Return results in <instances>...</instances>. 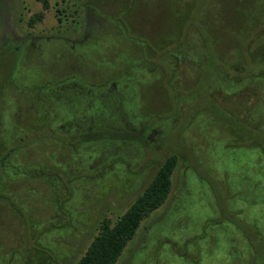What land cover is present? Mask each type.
Here are the masks:
<instances>
[{
	"label": "rangeland",
	"instance_id": "1",
	"mask_svg": "<svg viewBox=\"0 0 264 264\" xmlns=\"http://www.w3.org/2000/svg\"><path fill=\"white\" fill-rule=\"evenodd\" d=\"M49 2L45 10L35 0H0V39L14 27L19 37L56 35L67 46L63 51L51 39L29 52L19 80L29 77L38 86L40 78L73 73L99 82L118 75L124 58L147 66L153 59L156 70L137 83V115L130 118L125 95L112 84L98 94L95 119L99 128L147 129L137 141L71 146L42 138L45 102L32 90L19 98L24 113L17 133L28 136L18 143L15 96L11 87L2 88L11 74L8 55H0V264H75L101 220L120 217L173 151L180 159L169 196L142 220L115 264H264V252H255L264 249V151L245 137L264 146V132L249 133L242 125L264 126L261 80L253 79L264 68V49L257 51L264 45V0ZM40 12L29 27V15ZM136 35L152 46L142 47ZM174 36L171 49H161L160 41ZM237 64L241 72L233 69ZM205 80L208 96L227 113L222 120L237 119L240 127L230 126L239 133L223 129L207 110L194 114L198 97L189 89ZM50 95L55 130L67 131L65 110L77 105ZM214 111L221 119L219 107ZM235 220L249 226L253 245Z\"/></svg>",
	"mask_w": 264,
	"mask_h": 264
},
{
	"label": "trees",
	"instance_id": "2",
	"mask_svg": "<svg viewBox=\"0 0 264 264\" xmlns=\"http://www.w3.org/2000/svg\"><path fill=\"white\" fill-rule=\"evenodd\" d=\"M39 2L42 5L43 9H48L50 6L49 0H35ZM35 17L37 19H41L42 13L37 14V16H34L32 21H35ZM263 18V16H262ZM260 22V20H259ZM258 22V24H259ZM191 24V23H189ZM197 26V25H195ZM186 28V27H185ZM198 28V27H197ZM199 29V28H198ZM201 32V28L199 29ZM208 37V35H207ZM135 38H139L136 41H139L142 44V47H145V44L147 46H152L150 43L141 41L140 36H135ZM179 37L175 38V36L169 40L168 42L160 41L159 44H161V49L166 47V49L169 51L171 48L168 46V44H171L172 41L175 39L177 40ZM264 43V42H263ZM182 45V44H180ZM263 45V44H262ZM146 46V47H147ZM155 47V46H154ZM152 52H157L156 47ZM149 48V47H148ZM179 48V47H177ZM207 48L209 50V45H207ZM160 49V50H161ZM264 49V45L262 48H259L257 51L260 52ZM263 53V54H262ZM260 53L259 59L261 63V57H264V52ZM158 55V53H156ZM253 59V58H252ZM250 59V60H252ZM255 59V57H254ZM253 59V60H254ZM201 60L204 61V66L206 67L207 61L209 60L208 53L205 55V57H201ZM252 62V61H251ZM150 63V62H149ZM249 63V62H248ZM150 64L145 66V69L148 70L150 67ZM264 66V64H263ZM216 67V66H215ZM217 68V67H216ZM262 68V67H261ZM144 67H141L136 64H131L130 68L126 70V72H122L121 75H119L116 78H122L123 83L121 84V88L125 91L126 89H130L133 93L136 92V84L139 83V81L142 79L143 71L145 70ZM218 69V68H217ZM233 69L236 72H241L240 65H235ZM246 66L243 68V73L246 72ZM260 69H258L259 71ZM114 78V79H116ZM254 78H259L261 80V89L263 91L264 96V68L257 72L255 74ZM200 79V78H199ZM198 79V80H199ZM197 80V81H198ZM237 80H240V77H238ZM207 80H205L202 87L196 89L194 88L195 85L189 89V95L192 93L196 94L198 97V100L194 104L195 112H199L200 110H207L212 115H214L217 119L222 120L224 118V114L226 113L218 104L217 102L208 96V92L205 90V83ZM239 82H237L238 84ZM103 85H106L103 84ZM131 94V93H130ZM128 92V96L130 95ZM130 97H132L130 95ZM203 99L206 100V103H204ZM208 102V103H207ZM127 112L131 116H136L137 113H135V109L133 107V104L130 102L129 104H126ZM220 109V115H216V111H214L216 108ZM191 108V107H190ZM189 108V109H190ZM227 114V113H226ZM234 119V118H233ZM237 120V119H236ZM236 120L229 119V116L225 117V121L223 122V129L230 133H236L238 128H233L230 126L233 124V126L240 127V123ZM237 124V125H236ZM243 128L247 127L246 130L249 133H254L255 131L264 132V126L259 127V130L252 129L248 125L242 122ZM136 131H120V130H113L109 128H102L100 131L96 132L95 135L87 138L83 137L82 143L87 142H96L104 139H118V140H127V141H137L139 139L138 133L143 135V132L146 127L140 126V128H136ZM239 131V130H238ZM245 131V132H246ZM239 133V132H237ZM246 134V133H245ZM252 136V135H251ZM247 140L249 141V145H257L264 151V146L262 145L260 140H251L250 141V135L246 134L245 136ZM63 144L67 145H73L75 144L71 140H59ZM180 155L176 153V151H173L169 155H167L163 161L158 166L157 170L155 171L152 179L149 181V183L144 187L142 193L134 200V202L128 207V209L120 216L118 217L114 222H111L108 218H103L99 224L98 232L94 235V237L89 242L84 254L77 260L75 264H115L120 255L122 254L123 250L125 249L127 243L134 237L136 234L137 229L139 228L141 222L143 219L148 217L153 211L157 210L160 206L164 204L167 197L169 196V193L171 192L172 188V175L173 172L176 169V166L179 162ZM1 166V163H0ZM235 226L241 228L247 235L249 234L250 228L245 223L241 222L240 220H235ZM250 241V239H249ZM251 242V241H250ZM252 244V242H251ZM253 245V244H252ZM258 247V245H257ZM261 247V246H260ZM258 248L259 250L255 252L260 253L264 252V249ZM260 255V254H259ZM261 256H264L261 255Z\"/></svg>",
	"mask_w": 264,
	"mask_h": 264
},
{
	"label": "flooded vegetation",
	"instance_id": "3",
	"mask_svg": "<svg viewBox=\"0 0 264 264\" xmlns=\"http://www.w3.org/2000/svg\"><path fill=\"white\" fill-rule=\"evenodd\" d=\"M12 4H14V2ZM9 5L11 6V4ZM1 16L2 14L0 11V17ZM34 16L37 15L35 14L29 15V19L27 23L28 26L31 28L34 27L35 25V23L32 21ZM13 30L14 27L11 28V31L8 30L7 32H5V38L2 37L0 39V55L1 57L8 55L7 71H11V74L8 80L2 86V88L8 89V87L9 88L11 87L10 88L12 91L11 93H13V96H15V100L13 98V102H12V109H13V115L15 116L17 122L16 126L14 127V136L16 135L17 137L16 141L18 143L20 141H23L25 139L24 137L28 136V134H23V135L21 134L22 136H19L18 135L19 131L17 133V126L19 125V122L23 121L22 117L24 113V111L20 106L19 98L21 94H24L26 92H28V94L33 93L32 90L34 91L35 96L37 94L36 97L38 98V100L41 99L44 100L45 102L43 113L47 117V119H42L43 129L41 128L39 136H41L42 138L55 139L59 143H61L59 140L63 139V140H71L75 144H79L82 143V141L84 140L83 139L84 136L89 138L95 135L96 132L100 131V129H102L98 127L97 125L98 122L97 120H95L97 119L96 114L99 111L98 102L101 101L98 94L100 91L108 88L109 85L113 84L118 88H120V90L125 95V106L126 104H129L128 101H130L133 104L134 109H136L138 103V96H139L137 84H136L137 93L134 95V97H130V95L128 96V92H126L128 89L125 88L124 91L121 88L123 79L116 77L121 75L122 72L125 73L126 70L130 68L131 64L139 65L141 67H144V69L145 66L147 65L137 64L129 59L124 58L122 60L125 61V68L118 75L108 76L99 82L95 81L94 79H89V78L86 79L84 78L83 75L80 76L78 74L70 73L62 77L57 76L55 78H48V77L40 78V80L38 81L39 83H37L39 85L35 86L36 84L33 85V83H35V79L31 80V78L29 79L28 77V82H27L26 81L27 78L25 77L24 80H19L18 73H19V66L21 65V61L28 56L29 52L35 51L36 49L43 47L45 43H48V41H50L51 39L55 41L54 43H56L55 45L57 47L59 46L62 47L63 51L67 49V46L62 40V38L56 35H51V36L45 35L41 37H36L29 32L23 37H19L13 33ZM69 47L70 49H77V50L79 49V47H77L76 45H69ZM159 56L160 55L155 54L154 58L156 59V61L159 59ZM157 66L158 63L152 59V63L149 66L150 68L148 70L146 69L142 70L143 75L145 72L151 74L154 73L153 71L156 70ZM81 74H83V72H81ZM143 77L144 76H142V80ZM105 83L106 85H103ZM21 85L23 87H21ZM24 90H28V91H24ZM5 92L7 91L4 90V93ZM51 92H53L54 94L57 93L59 97H63L65 100H68L67 101L68 103L77 105L75 109L69 110L68 108L65 110V114H64L65 117L63 122H65V125H67L68 127L67 131H60V132L56 131L57 129L54 126V119H53V117H56L55 116L56 114L55 113L53 114L51 111L52 110L51 109L52 99L50 95ZM4 112L5 111H3L4 118H8L10 116V112L7 111L6 113ZM136 130L137 129L135 127L133 131ZM10 135L11 134H5L3 139H7ZM10 151H12V149H10ZM1 165H3V161L1 162ZM232 264H238V263L235 262Z\"/></svg>",
	"mask_w": 264,
	"mask_h": 264
}]
</instances>
